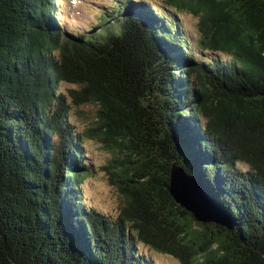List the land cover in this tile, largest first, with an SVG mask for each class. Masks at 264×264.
<instances>
[{
    "label": "trees",
    "instance_id": "trees-1",
    "mask_svg": "<svg viewBox=\"0 0 264 264\" xmlns=\"http://www.w3.org/2000/svg\"><path fill=\"white\" fill-rule=\"evenodd\" d=\"M58 2L0 0V264H155L140 242L182 264H264V0H122L89 33L63 28ZM71 102L97 105L119 217L85 202ZM164 141L232 229H200L174 200Z\"/></svg>",
    "mask_w": 264,
    "mask_h": 264
},
{
    "label": "rangeland",
    "instance_id": "rangeland-1",
    "mask_svg": "<svg viewBox=\"0 0 264 264\" xmlns=\"http://www.w3.org/2000/svg\"><path fill=\"white\" fill-rule=\"evenodd\" d=\"M122 0H59V20L60 25L68 32H93L100 28L101 21L110 18L106 12L118 10L122 5ZM125 1V0H123ZM162 4L161 0H153ZM182 28L185 33L191 36L196 43L199 39V16L190 12L182 11L178 13ZM112 18V17H111ZM111 21V20H110ZM94 25V27H90ZM192 43V44H195ZM226 57L224 53H220ZM196 57L200 58L197 53ZM68 83H62L61 90L72 87ZM69 119L75 130L82 133L84 139L83 149L93 165V169L87 174L83 182V197L87 206H95L101 212L119 217L123 198L115 184L112 183L110 171L106 168L114 157L112 151L101 143L94 136L89 135L92 128L97 124L95 112L97 105L94 103L74 104L71 102ZM221 227V225H216ZM138 248L155 264H182L176 257L159 252L140 242Z\"/></svg>",
    "mask_w": 264,
    "mask_h": 264
},
{
    "label": "water",
    "instance_id": "water-1",
    "mask_svg": "<svg viewBox=\"0 0 264 264\" xmlns=\"http://www.w3.org/2000/svg\"><path fill=\"white\" fill-rule=\"evenodd\" d=\"M142 68V66L136 65ZM144 74V73H142ZM135 92L140 93L139 83H135ZM170 137L172 135L170 134ZM166 153L170 157L168 191L174 200L184 209L191 213L194 223L198 228H207L205 223L221 225V227L232 229L234 222L231 216L223 210L214 200L202 180L193 173H190L187 165L179 153L173 156L170 153V144L163 142Z\"/></svg>",
    "mask_w": 264,
    "mask_h": 264
}]
</instances>
